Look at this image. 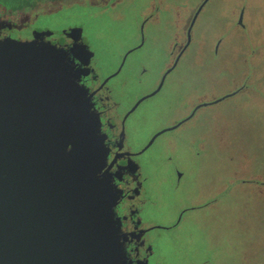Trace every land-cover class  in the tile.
Masks as SVG:
<instances>
[{"label": "flooded vegetation", "instance_id": "obj_1", "mask_svg": "<svg viewBox=\"0 0 264 264\" xmlns=\"http://www.w3.org/2000/svg\"><path fill=\"white\" fill-rule=\"evenodd\" d=\"M238 1L235 6V0H0V41L31 42L36 34H44L42 40L64 50L80 73L78 84L98 117L107 151L102 172L119 192L114 212L126 238L124 248L130 264H156V233L178 229L185 223L186 214H196L216 202L212 195L209 200H194L182 206L171 220L167 192L178 190L185 178L175 161L180 140L169 141L162 152L151 158L150 150L160 135L148 146L152 138L163 130L173 128L164 133L175 132L190 122L197 126L201 110L228 98L249 96L256 101L253 96L260 95L246 79L258 69L262 47L252 41L251 26L264 0ZM73 9L85 10L91 22L122 32V40L106 50L111 58L106 66L98 61L81 23L60 27L44 23ZM133 14L135 23L127 22ZM165 32L168 37L155 68L140 59L133 60L152 40V33ZM236 38L246 49L242 57L245 72L240 80L229 83V41ZM105 41L101 34L96 36V42ZM189 56L203 85L193 86L183 99L181 104L188 106L184 113L145 140L144 128L136 117L146 101L163 92ZM145 87L150 90L137 97L134 90ZM145 97L148 98L142 100ZM227 114L214 118L224 119ZM202 147L200 140L198 149ZM196 148L192 152L194 159L200 155ZM144 158L150 166L148 171ZM170 175L174 176L172 186Z\"/></svg>", "mask_w": 264, "mask_h": 264}, {"label": "water", "instance_id": "obj_2", "mask_svg": "<svg viewBox=\"0 0 264 264\" xmlns=\"http://www.w3.org/2000/svg\"><path fill=\"white\" fill-rule=\"evenodd\" d=\"M43 35L0 41V264H130L98 117Z\"/></svg>", "mask_w": 264, "mask_h": 264}, {"label": "rangeland", "instance_id": "obj_3", "mask_svg": "<svg viewBox=\"0 0 264 264\" xmlns=\"http://www.w3.org/2000/svg\"><path fill=\"white\" fill-rule=\"evenodd\" d=\"M238 2L235 0V6ZM86 12L73 9L44 23L57 24L58 27L71 22L81 23L98 61L106 66L111 60L105 54L106 50L122 40L123 34L118 28L109 30L103 24L91 22L85 17ZM134 17V14L128 16L127 22L132 20L135 23ZM255 17L257 20L251 26L252 41L259 44L262 50L258 69L246 81L258 88L256 91L260 95L253 96L256 101L242 96L238 99L228 98L205 108L198 114L197 126L190 122L175 132L160 135L150 150V157L155 158L169 141L180 140L175 161L179 169L185 172V178L178 190L169 189L167 192L166 202L171 220L177 217L182 206L194 200H209L210 195L216 198L212 207L196 214H186L185 223L178 229L156 233L153 242L156 264H264L263 2ZM98 34L106 40L105 44L96 42ZM152 36L145 49L135 54L133 60L140 59L147 66L155 68L168 36L166 32L159 35L152 33ZM239 39L229 41V72H232L229 83L240 80L245 72L242 57L246 49ZM198 72L192 66L190 56L187 57L163 92L143 104L136 122L144 128L141 134H145V140L165 129L185 112L188 106L181 104L183 99L193 86L203 85ZM149 90L145 87L134 91L138 97ZM227 112L224 119L214 118ZM200 140L203 144L201 150L198 149ZM194 148L200 151L195 159L192 153ZM142 162L146 170H150L145 158ZM173 180L174 176L170 175V186Z\"/></svg>", "mask_w": 264, "mask_h": 264}]
</instances>
